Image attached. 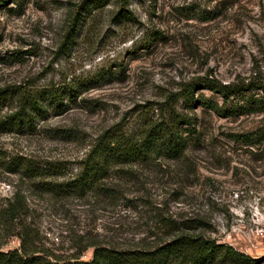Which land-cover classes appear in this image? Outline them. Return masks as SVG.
<instances>
[{
  "label": "rangeland",
  "instance_id": "obj_1",
  "mask_svg": "<svg viewBox=\"0 0 264 264\" xmlns=\"http://www.w3.org/2000/svg\"><path fill=\"white\" fill-rule=\"evenodd\" d=\"M80 2L0 0V88L73 86L77 93L67 110L50 111L31 130L0 131V197L17 189L27 205L11 233L26 231L50 257L81 259L91 257L93 245L152 248L180 233H202L264 264L259 87L226 102L218 93L195 89L194 96L219 106H242L227 116L178 100L195 129L179 158L121 166L103 179L105 191L46 188L75 176L103 130L117 124L136 131L143 115L157 117L156 106L196 77L264 78V0H126L132 18L120 22L113 14L121 0H108L84 12L78 32L67 39ZM9 95L0 118L16 108V95ZM19 157L53 174L10 172L7 164ZM19 244V235L0 230V249Z\"/></svg>",
  "mask_w": 264,
  "mask_h": 264
},
{
  "label": "trees",
  "instance_id": "obj_2",
  "mask_svg": "<svg viewBox=\"0 0 264 264\" xmlns=\"http://www.w3.org/2000/svg\"><path fill=\"white\" fill-rule=\"evenodd\" d=\"M107 1L81 0L65 37L72 39L76 35L84 12L98 8ZM125 2L126 0H121L119 9L113 14V20L120 22L132 18ZM255 87L264 90V78L258 76L246 82H222L213 76H198L185 83L178 91L169 93L164 101L156 106L157 117L143 115L144 119L136 131L127 132L117 124L103 130L80 160L75 176L58 184L56 189L53 186L46 188L63 190L65 193L105 191L103 179L111 173L120 172L121 166L160 157L179 158L188 142L193 140L188 136L189 132H194L195 129L191 117L178 110V100H183L185 107L191 108L197 103L227 116L241 111L239 108L242 106L236 109L219 106L203 95L198 98L194 96L195 89L203 88L218 93L226 102L231 96H244L245 92ZM75 92L73 86L42 87L34 90L22 88L10 92L8 88H0V104L4 103L10 93L17 97L16 108L0 118V131L33 129L36 121L44 119L50 111L60 114L67 110V100H72L71 96L77 94ZM248 97L251 98L249 106H253L255 99H252L251 95ZM184 132L187 134L183 135ZM197 138L198 136L194 139ZM7 169L10 172L20 171L23 176L30 178L53 174L52 171L49 173L48 169H43L30 160H23L22 157L9 161ZM42 182V186L47 184ZM26 208L24 198L17 189L10 196L0 197V230H6V234L20 236L19 247L0 249V264H257L260 260L259 257L241 251L227 242L217 241L202 233H180L152 248L93 245L91 257L88 259H81L79 255L66 258L55 255L50 257L48 253L33 245L26 231L11 233Z\"/></svg>",
  "mask_w": 264,
  "mask_h": 264
}]
</instances>
